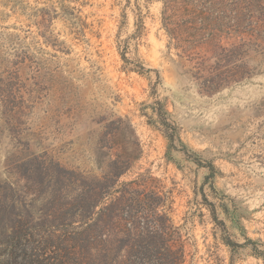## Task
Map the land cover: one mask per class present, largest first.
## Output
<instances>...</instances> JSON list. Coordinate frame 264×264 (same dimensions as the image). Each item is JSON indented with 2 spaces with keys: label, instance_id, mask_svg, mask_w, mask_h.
<instances>
[{
  "label": "rangeland",
  "instance_id": "1",
  "mask_svg": "<svg viewBox=\"0 0 264 264\" xmlns=\"http://www.w3.org/2000/svg\"><path fill=\"white\" fill-rule=\"evenodd\" d=\"M161 10L158 0H0V264L63 263L60 234L77 188L54 200L16 164L48 150L68 169L100 175L103 117L132 122L142 155L122 180L150 170L174 189L172 216L186 224L197 264H264L255 250L264 251V66L202 92L168 47ZM158 101L178 125L175 147ZM205 197L238 244L224 243Z\"/></svg>",
  "mask_w": 264,
  "mask_h": 264
},
{
  "label": "trees",
  "instance_id": "2",
  "mask_svg": "<svg viewBox=\"0 0 264 264\" xmlns=\"http://www.w3.org/2000/svg\"><path fill=\"white\" fill-rule=\"evenodd\" d=\"M158 1L168 47L175 48L180 60L189 65L188 73L202 92L214 94L262 70L264 0ZM136 26L139 37L146 28L142 14ZM158 105L160 126L175 147L181 141L178 125L160 101ZM98 123L97 145L107 155L100 175L68 169L48 150L31 153L16 164L28 177L46 182L54 200L60 190L77 188L66 203L67 223L60 234L62 264H197L198 250L186 224H178L172 216L174 189L150 170L122 180L142 155L132 122L103 117ZM4 184L13 190L17 181ZM205 198L216 225L224 226V243L238 244L227 233L217 206ZM9 209L7 203L1 207Z\"/></svg>",
  "mask_w": 264,
  "mask_h": 264
}]
</instances>
